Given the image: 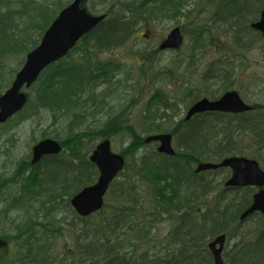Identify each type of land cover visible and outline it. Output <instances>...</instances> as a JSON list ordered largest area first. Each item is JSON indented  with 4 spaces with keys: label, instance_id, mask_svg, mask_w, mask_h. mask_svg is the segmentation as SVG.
Instances as JSON below:
<instances>
[{
    "label": "trees",
    "instance_id": "1",
    "mask_svg": "<svg viewBox=\"0 0 264 264\" xmlns=\"http://www.w3.org/2000/svg\"><path fill=\"white\" fill-rule=\"evenodd\" d=\"M71 1L0 0V93ZM110 1L101 0L99 13L92 12L105 14V19L42 72L27 90L24 109L0 129L15 117L45 121L52 116L66 123L54 136L46 131L41 135L58 139L63 150L36 165L30 152L17 168L19 187L13 194L4 197L10 183L0 178V201H8L6 210L17 213L4 226L8 232L0 235V249L13 247L14 253L0 252L1 262L213 264L208 244L225 233L229 245L224 264H264V215L240 218L256 188L225 186L231 175L228 167L196 172L199 162H220L233 155L257 159L264 168V101L255 100L249 112H206L189 121L183 117L173 126L161 122L185 114L203 96L218 98L232 88L247 95L243 74L252 78L250 52L264 42L252 28L264 0ZM171 15L188 42L178 50H161L157 41L150 52L136 45L146 61L138 64V75L132 78L121 57L110 53L128 45L140 29L153 32ZM205 53L216 58L195 76ZM148 77L151 90L145 87ZM193 79H198L195 85ZM140 95L146 98L140 124L129 123L126 107ZM138 125L144 132L170 131L176 154H161L155 146L143 150ZM121 133L131 137L122 151L126 162L103 208L89 216L77 214L72 196L99 175L90 154L98 141ZM165 224L166 232L160 234ZM60 244L64 250L59 252Z\"/></svg>",
    "mask_w": 264,
    "mask_h": 264
},
{
    "label": "water",
    "instance_id": "2",
    "mask_svg": "<svg viewBox=\"0 0 264 264\" xmlns=\"http://www.w3.org/2000/svg\"><path fill=\"white\" fill-rule=\"evenodd\" d=\"M85 0H73L61 10L55 20L45 31L40 43L32 49L26 57L24 65L20 68L11 86L0 94V123L13 116L27 102V94L22 91L24 86L30 87L41 72L53 62L65 56L78 40L95 28L104 18L103 15L90 14L82 6ZM264 36V9L260 19L252 24ZM184 43L181 27H174L161 43V49H179ZM251 109L239 93L235 90L227 91L218 99L207 97L197 100L188 109L186 120L193 115L206 111H222L239 113ZM157 141L158 151L173 155L172 134L161 133L150 135L146 143ZM62 150L61 144L52 138H46L33 146L32 163H38L45 155L56 154ZM90 160L99 169V177L94 184L85 186L71 198V204L81 216L91 215L104 206V199L111 182L123 169L125 159L122 154L114 153L111 149L110 139L101 141L94 149ZM219 167L231 168V177L226 182L227 186H256L260 190L253 196L252 204L246 209L241 219H245L254 212L264 214V170L259 162L243 156H231L220 163L202 162L196 171L216 169ZM226 235L222 234L209 243V248L214 255V264H224L222 251Z\"/></svg>",
    "mask_w": 264,
    "mask_h": 264
},
{
    "label": "rangeland",
    "instance_id": "3",
    "mask_svg": "<svg viewBox=\"0 0 264 264\" xmlns=\"http://www.w3.org/2000/svg\"><path fill=\"white\" fill-rule=\"evenodd\" d=\"M113 0L110 1V3ZM126 0H121V2H125ZM89 13H99V9L102 8L101 6V0H87L86 3L83 5ZM206 15V13H205ZM176 17L174 15L167 16L164 18L160 23L157 25V27L154 29L153 32H147L148 37L145 38L143 36L144 29H140L139 33L137 34L136 38L134 40H131L128 45L125 47H121L119 49H116L114 52L110 53V55L116 59L121 57L120 61L123 66H125L128 70L132 71L133 76H130L132 78H136L138 75V69L139 65L141 63H145V59H141V53L138 51L136 52V45L139 49L146 50L145 52H150L151 49H155V46L157 45V41H161L164 39V37L167 35V33L172 29L174 26L178 25L176 22ZM181 21H184V18H181ZM188 42V39H185V44ZM186 46V45H185ZM207 53V52H206ZM205 53V54H206ZM110 56V57H111ZM168 56V55H167ZM250 61L251 66L253 67V73L252 78H249L248 73L244 72L243 74V84L245 86V91L247 95H244L240 90L242 97L249 103H253L255 100L257 101H264V42H261L259 44V47L257 50L250 52ZM169 57V56H168ZM215 55L206 54L205 56V62L198 67V70L195 71V76H200L201 70L205 69V65L210 60L212 61L215 59ZM140 59V61H139ZM165 63V62H164ZM163 63V64H164ZM11 64H15L13 61H11ZM139 64V65H138ZM194 76V78H196ZM254 80L255 85H252L251 80ZM198 79H193L192 84L195 85V82ZM152 81L150 77L147 78L145 87L147 89L151 90ZM151 92H147V97ZM128 99V98H127ZM129 100V99H128ZM146 98L144 99L142 95L134 97L131 99V102L126 107V115L125 119L129 123H138V121L141 119L139 116V112L141 110L142 102H144ZM164 112L161 111V115ZM146 115V114H145ZM50 116L49 120L40 121L39 119L34 120V117L19 120L18 117H15L10 123H8L4 129L0 132V178L9 179L10 186L6 189L4 193V197H8L9 195L13 194L15 190L19 187V176L17 174V168L20 165V162L23 159L27 158V155L31 152L32 146L34 144L33 140H39L41 138V135L46 131L47 133H51V136H54V133L57 130H60L62 127L65 129V125L62 121H54ZM151 117V115H150ZM160 116L158 115V118ZM184 117V113L172 116L170 120H167L168 117L161 121L163 122V125L167 126H173L176 124L179 119ZM22 118V117H21ZM152 118V117H151ZM154 119H157L154 118ZM158 122L160 119L157 120ZM151 122L153 123V118L151 119ZM140 124V123H138ZM150 125V124H149ZM152 126V125H151ZM139 133L142 135V137H146L149 134L157 133V132H144L141 131L143 129L140 125L136 126ZM154 128V123H153ZM49 137V136H48ZM131 140V137L127 133H121L117 135V137L112 138V147L113 150L116 152H122L123 149L129 144ZM174 146L177 148V143L174 138ZM155 145L153 143L146 144V147L143 149L145 151L150 150ZM207 160V159H206ZM211 173V172H210ZM8 207V201L1 200L0 201V235H3L4 233L8 232L9 228H5V224L9 222L11 219L16 218L17 213L15 211H7L6 208ZM166 225L163 226V229L159 231V233H163V231L166 232ZM3 230L5 232H3ZM64 242V241H62ZM229 245L226 244L225 247ZM58 251L64 250L63 244H60L58 246ZM13 247H10L7 249H0V252H8V253H14ZM0 264H3L1 262V256H0Z\"/></svg>",
    "mask_w": 264,
    "mask_h": 264
}]
</instances>
